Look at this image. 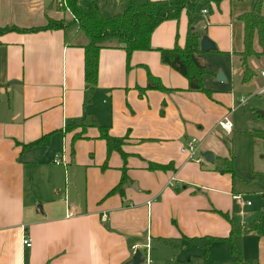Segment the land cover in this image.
Here are the masks:
<instances>
[{
  "label": "crops",
  "instance_id": "obj_1",
  "mask_svg": "<svg viewBox=\"0 0 264 264\" xmlns=\"http://www.w3.org/2000/svg\"><path fill=\"white\" fill-rule=\"evenodd\" d=\"M117 1L124 4L116 12L101 14L110 17L129 5ZM57 2L0 0V28H42L51 18L70 22ZM254 3L223 0L197 12L193 27L217 46L197 54L209 66L204 82L211 95L191 90L189 79L162 61L160 49L186 44V11L155 28L151 49L128 55L116 39L106 42L86 106L89 37L78 23L0 35V264H128L147 244L154 264H264L261 225L235 237L236 251L223 239L212 240L206 250L209 238L230 234L232 222H259L234 221L236 172L217 168L219 159L234 160L222 134L234 132L236 98L240 105L247 100L248 84L254 86L251 96H263L257 91L264 77L251 66L257 57L249 60L254 76L243 81L240 54L239 16ZM74 4L79 7L78 0ZM220 55H229L231 65L218 61ZM220 70L226 81L215 79ZM211 76L214 81L207 80ZM258 106L262 110L255 114L263 118L264 105ZM226 115L233 123L230 133L218 126ZM83 118L84 132L81 126L67 129ZM99 125L118 139L110 151ZM43 136L46 144L25 147ZM193 137L203 151L213 152L214 161L199 164L181 151ZM58 155L65 165L54 162ZM25 233L31 247L23 244ZM256 233V241L243 239Z\"/></svg>",
  "mask_w": 264,
  "mask_h": 264
},
{
  "label": "trees",
  "instance_id": "obj_2",
  "mask_svg": "<svg viewBox=\"0 0 264 264\" xmlns=\"http://www.w3.org/2000/svg\"><path fill=\"white\" fill-rule=\"evenodd\" d=\"M71 0L73 13L78 17L80 28L88 35L89 42L86 45L85 54V80L86 91L84 105L86 106L92 100V95L98 80L99 70V51L102 47L107 46L106 42L116 39L130 55L136 50L151 49V35L155 28L163 21L168 19H179L183 11L189 16L190 30L187 36L185 46L176 45L172 49H160L162 61L169 64L189 79L190 89L212 94V89L208 88L204 82V76L209 73L207 65L199 62L197 54L201 53L200 41L202 35L193 27L196 22V14L202 5L220 4L223 0H149L139 2L137 0H127L129 5L118 14L110 17H104L99 8L94 5L92 14L85 15L80 8ZM264 0H255L252 10L239 16L244 24V48L241 51L243 65L245 67L243 81L250 80L255 71L250 66L251 57L264 56ZM50 19L47 26L42 28L20 29L16 26H7L0 28V35L8 30L35 31L39 29L61 28L62 22ZM259 46L257 50L256 46ZM94 124L96 123L93 120ZM86 118L80 119L75 124L67 127L68 130L81 126L83 132L86 128ZM101 136L108 142L109 151L118 145V139L109 134L108 128L99 125ZM264 137V132H258ZM82 132L75 137H81ZM48 137L43 136L37 141L26 146L46 144ZM158 168H166V165H156ZM218 170L221 172L234 173L233 159H219ZM120 186L114 188L111 193L120 191ZM225 217L229 215L222 213ZM230 219V218H229ZM259 222L238 225L232 222L230 234L223 238H209L206 244V250L210 242L214 239H223L231 242L233 250L236 251L234 240L235 237L242 234H248L258 230Z\"/></svg>",
  "mask_w": 264,
  "mask_h": 264
},
{
  "label": "rangeland",
  "instance_id": "obj_3",
  "mask_svg": "<svg viewBox=\"0 0 264 264\" xmlns=\"http://www.w3.org/2000/svg\"><path fill=\"white\" fill-rule=\"evenodd\" d=\"M78 4L85 15L92 14L94 5L103 12L102 14L106 15L113 14V12H116L114 10H118L121 4L124 3L117 0H78ZM68 6L70 11L66 7H60L57 2L59 10L67 13L71 21L67 22L65 18L59 20L51 18L52 24H55L54 21L62 22L63 25L80 23L78 17L73 13L72 5L69 1ZM215 57L218 61L223 62L224 65H231L229 55ZM252 59L251 66L255 67L258 77H261V69H264V57ZM235 64L239 69L240 63L234 62L233 65ZM209 79L213 80L214 78L211 76L207 78L208 81ZM215 83L217 84L218 82ZM252 87L254 86L248 84L244 88L246 90L243 95L247 100L242 105L238 102L239 98H236L232 113V120L235 124L234 132L229 136L222 134V141L234 158L233 167L236 172L234 192L240 197L235 200V213L232 217L238 223L259 221L261 225L260 236L264 237V137L258 134L261 130L264 132V117H258L255 114V112L262 110L257 107H259V103L264 105V94H260L257 91L258 95L263 96H251ZM258 237L259 233H256L243 239L256 241Z\"/></svg>",
  "mask_w": 264,
  "mask_h": 264
},
{
  "label": "built area",
  "instance_id": "obj_4",
  "mask_svg": "<svg viewBox=\"0 0 264 264\" xmlns=\"http://www.w3.org/2000/svg\"><path fill=\"white\" fill-rule=\"evenodd\" d=\"M68 1L69 0H58L59 6L60 7H66V9L68 11H70V8L68 6ZM203 13H207L208 9L204 8L202 9ZM261 75L262 77H264V70L261 71ZM258 92L260 94H264V84L261 86V88L258 90ZM218 126L221 130H223L226 133H230L232 131L233 128V123L231 121V119L229 118L228 115H226L223 119H221L218 123ZM181 151L183 153H186L188 155V158L199 163L202 164L205 162V157L203 156V149H202V143L200 141L199 138L197 137H193L191 139H189L185 145L181 148ZM54 162L56 164H63L65 165L66 162L64 161L63 157H61L60 155H58L55 159ZM237 198H240L239 196ZM23 244L26 247H31L33 245V240L30 237L29 234L25 233L24 237H23ZM149 248L150 245L147 244L146 245V251L144 252L145 255V264H154V261L152 260V258L150 257L149 254Z\"/></svg>",
  "mask_w": 264,
  "mask_h": 264
},
{
  "label": "water",
  "instance_id": "obj_5",
  "mask_svg": "<svg viewBox=\"0 0 264 264\" xmlns=\"http://www.w3.org/2000/svg\"><path fill=\"white\" fill-rule=\"evenodd\" d=\"M200 49L203 52H210V51H215L217 49V46H216V43L208 35H203L200 41ZM217 79L219 81L227 80L223 70H220L218 72ZM203 156L209 162H212L215 160V156L213 152L210 150L204 151ZM144 261H145L144 252L141 249H137L134 253L133 258L131 259V261H129L128 264H142L144 263Z\"/></svg>",
  "mask_w": 264,
  "mask_h": 264
}]
</instances>
